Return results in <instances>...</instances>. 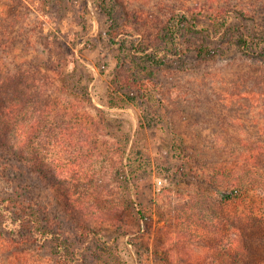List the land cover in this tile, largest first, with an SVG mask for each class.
Listing matches in <instances>:
<instances>
[{
	"label": "rangeland",
	"instance_id": "1",
	"mask_svg": "<svg viewBox=\"0 0 264 264\" xmlns=\"http://www.w3.org/2000/svg\"><path fill=\"white\" fill-rule=\"evenodd\" d=\"M105 1L1 0L0 28L7 31L0 33V41L6 35L14 37L8 41L14 50L10 55L0 46L2 65H40L47 52L34 39L42 26L61 37L68 47L65 53L78 63L79 92H63L65 105L69 100L78 105L75 113H63V142L48 138L47 133L40 140L49 153L45 150L43 158H52L63 170V237L80 248L84 238L79 218L101 227L86 240L87 247H81L88 263L103 253L104 240L113 241L111 245L117 240L118 251L106 257L109 264L230 263L220 249L234 233L227 232L222 216L227 211L238 214L250 200L224 210L218 202L220 193L213 190L221 177L213 176L211 165L237 156L245 148L240 143L243 138L249 145L264 135V88L258 84L264 57L249 59L238 51L233 34L245 24L256 34L264 33V0H173L177 8L202 10L201 27L212 26V13L230 8L237 27L209 37L210 43L223 49L209 62L196 58L190 70L150 78L142 90L152 94L148 101L113 91L117 59L135 66L126 54L128 46L137 43L130 34L137 30L127 28L130 33L113 44L110 19L100 5ZM162 1L121 0L122 7L151 12L154 18H160ZM109 4L115 5L111 0ZM86 6L91 12L88 21L81 16ZM242 12L247 17H240ZM10 24L15 26L11 33ZM89 24L93 28H86ZM204 35L195 31L183 36L192 58ZM28 36L31 44L26 42ZM152 48L161 51L160 45ZM155 109L161 118L153 117ZM180 140L196 144V155L203 156L206 164L194 156L196 166L180 171ZM251 195L264 208V189ZM129 200L140 204L146 219L138 218L133 209L111 212Z\"/></svg>",
	"mask_w": 264,
	"mask_h": 264
},
{
	"label": "trees",
	"instance_id": "2",
	"mask_svg": "<svg viewBox=\"0 0 264 264\" xmlns=\"http://www.w3.org/2000/svg\"><path fill=\"white\" fill-rule=\"evenodd\" d=\"M111 1L115 5H110V0L100 5L110 19L112 43H117L116 38L120 35L129 34L130 27L137 30L130 33L136 36L137 43L128 46L126 54V58L135 66L127 65L119 57L113 78L116 85L113 91L116 94L121 91L126 98H145L148 101L152 94L142 90L150 83V78L158 73L167 76L175 70H190L191 60L196 58L203 63L214 59L223 49L210 43L209 37L231 33L228 29L237 27L230 8L224 7L212 13V26L201 27L202 10L177 8L173 0L162 1L160 18L155 17L158 22H155L151 12L129 10L122 7L121 0ZM174 4V8L171 7ZM89 12L86 6L81 14L87 21ZM244 16L247 17V13L242 12L240 17ZM157 24L159 26H155ZM90 26L93 28L92 24L86 28ZM14 27L10 24L8 32L11 33ZM237 28L238 32L233 34L236 35L234 42L238 51L249 59H255L257 55L264 57V33L256 34L248 29L247 24ZM6 31L0 28L1 35H5ZM195 31L205 35L192 58L182 38L186 32ZM35 32L36 46H42L47 52L46 59L40 65L34 67L25 62L30 65L26 67L16 62L17 68H11L0 63V264H109L106 257L110 258V254L118 251L117 240L112 245L113 241L104 240L103 253L98 254V260L94 263L86 262L88 256L80 251L81 247H87L86 240L101 231V227L94 222L79 218L78 226L82 228L81 238H84L80 248L63 237V170L55 166L52 158H43L46 148L40 140L47 133L48 138L63 142V113H75L74 109L78 106L71 100L65 105L63 92H79V80L75 73L78 63L65 53L68 47L58 34L46 32L44 26ZM28 39L29 36L27 44H31ZM8 41L11 43L14 37L6 35L0 41V46L10 55L14 50ZM156 45H160L161 51L152 48ZM73 62L74 68L71 70ZM258 84L264 88V74L260 76ZM152 113L154 118H161L158 110H152ZM240 143L245 148L237 156L224 161L212 160L211 165L213 176L221 177L218 186H211H214V192L220 193L218 202L224 210H229L232 204L237 206L250 200L238 214L232 215L227 211L222 216L225 229L234 236L220 251L227 262L231 261L224 264H264V208L251 195L264 189V135H260L252 144L248 145L246 138ZM177 148L180 150V171H187L189 166L195 167L196 158L206 164L203 156L196 155V144L187 145L180 140ZM45 153L49 156L48 150ZM77 174L75 172L73 175ZM116 207L111 212L116 210L117 214L119 209L126 213L133 209L138 218L146 219L144 209L134 200ZM100 238L104 239V236ZM210 246L216 248L214 244ZM43 251L47 254H42ZM116 258L119 259L118 256Z\"/></svg>",
	"mask_w": 264,
	"mask_h": 264
}]
</instances>
